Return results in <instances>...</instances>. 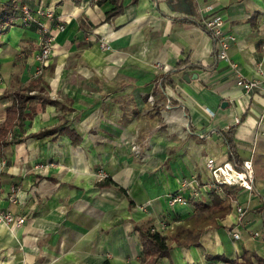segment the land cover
Segmentation results:
<instances>
[{
	"label": "crops",
	"instance_id": "1",
	"mask_svg": "<svg viewBox=\"0 0 264 264\" xmlns=\"http://www.w3.org/2000/svg\"><path fill=\"white\" fill-rule=\"evenodd\" d=\"M9 5L0 130L15 93L31 90L0 142V213L26 218L0 224V264H147L137 228L150 226L170 238L156 264H264V97L236 86L203 28L222 16L235 38L230 64L258 78L264 0H0V17ZM22 6L55 16L40 18L56 39L38 78V23H23ZM231 152L253 162V192L209 189L207 162H230ZM193 178L201 198L171 208Z\"/></svg>",
	"mask_w": 264,
	"mask_h": 264
},
{
	"label": "built area",
	"instance_id": "2",
	"mask_svg": "<svg viewBox=\"0 0 264 264\" xmlns=\"http://www.w3.org/2000/svg\"><path fill=\"white\" fill-rule=\"evenodd\" d=\"M22 16L21 20L24 24H30L32 22L38 23V33L40 36V50L35 57L36 60V71L35 77H41L45 69L51 65V60L53 57V45L55 43V35L53 33V26H47L44 22L40 20L41 17L47 18L49 20H54L55 16L51 10H40L36 15L31 13L27 6L21 7ZM224 19L220 15H213L206 18L203 21V28L207 34L212 39L217 59L219 61L228 62L231 71L236 76V86L241 88L245 94H258L264 97V69L261 65L258 68V78L247 79L238 70V66L235 63L230 64L229 52L235 38L225 32L224 30ZM60 31H64L65 27L60 25L58 27ZM100 47L102 50H110V47L105 43L101 42ZM264 118V116H263ZM7 162L4 158H0V170L6 166ZM207 170L212 176V182L209 184V189L213 190L217 194H223L225 187H239L247 192H253L255 186V171L252 161H245L243 163V169L238 170L234 164L231 162H224L218 164L215 160L211 159L206 164ZM104 177V176H103ZM106 178V176L104 177ZM191 188L192 193L190 198L185 197L182 194L183 190ZM19 190L14 187L9 195V201L12 204H18ZM202 196V189L200 187L199 181L196 178L183 180L181 183V190L171 195L168 198V205L173 208L180 204H187L189 201L199 200ZM237 213L239 215V220L246 214L244 207H237ZM26 222V218L15 216L12 213H0V224L6 226H22ZM259 234L256 233V236ZM234 238L236 240L240 239V234L235 233Z\"/></svg>",
	"mask_w": 264,
	"mask_h": 264
},
{
	"label": "trees",
	"instance_id": "3",
	"mask_svg": "<svg viewBox=\"0 0 264 264\" xmlns=\"http://www.w3.org/2000/svg\"><path fill=\"white\" fill-rule=\"evenodd\" d=\"M15 8L12 5H9L5 8L2 16L0 17V36L5 32L6 28L11 25L12 18L14 17ZM186 68V65L181 63L179 64L178 71H183ZM40 79V78H39ZM166 80V79H165ZM31 88H25L21 92L15 93V104L8 109V118L6 122L3 124L1 130H0V142L5 143L4 137L9 133V130L11 128V123L15 119L16 115H20L23 111V105L27 102L28 96L26 93L30 91ZM233 130V129H232ZM231 130V131H232ZM231 160L232 164L235 165V167L238 170L243 169V163H238L234 159V154L231 152ZM222 201L221 198H217L215 203ZM195 208L197 210H203L208 209L203 204H195ZM137 231L140 234L141 243L143 246V250L145 253L146 259H151L147 264H156V262L163 258L168 256L169 254V237L163 236L160 232L156 231L154 227H138Z\"/></svg>",
	"mask_w": 264,
	"mask_h": 264
},
{
	"label": "water",
	"instance_id": "4",
	"mask_svg": "<svg viewBox=\"0 0 264 264\" xmlns=\"http://www.w3.org/2000/svg\"><path fill=\"white\" fill-rule=\"evenodd\" d=\"M193 79H197V76L195 75V76H193ZM185 80H187L188 82L190 81V78H189V76H185Z\"/></svg>",
	"mask_w": 264,
	"mask_h": 264
},
{
	"label": "rangeland",
	"instance_id": "5",
	"mask_svg": "<svg viewBox=\"0 0 264 264\" xmlns=\"http://www.w3.org/2000/svg\"><path fill=\"white\" fill-rule=\"evenodd\" d=\"M103 174V173H102ZM102 174H100L102 176ZM104 178V177H103Z\"/></svg>",
	"mask_w": 264,
	"mask_h": 264
}]
</instances>
